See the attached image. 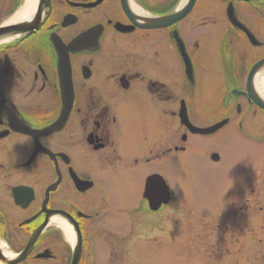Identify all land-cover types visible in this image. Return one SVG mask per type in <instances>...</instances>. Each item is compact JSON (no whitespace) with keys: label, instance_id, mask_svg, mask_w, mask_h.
Wrapping results in <instances>:
<instances>
[{"label":"flooded vegetation","instance_id":"flooded-vegetation-1","mask_svg":"<svg viewBox=\"0 0 264 264\" xmlns=\"http://www.w3.org/2000/svg\"><path fill=\"white\" fill-rule=\"evenodd\" d=\"M45 1L35 32L0 38V264H129L121 257L136 249L141 229L161 230L152 217L176 195L164 169L191 138L226 139L232 128L264 148V110L249 98L264 99V67L249 82L264 61V0H204L216 9L210 17L197 0L181 21L169 17L181 0ZM24 3L0 0V26ZM229 8L246 30L231 23ZM162 17L171 19L154 26ZM226 121L211 137L186 125ZM152 176L169 184L168 203L167 188L147 190ZM248 180L244 218L248 205L250 214L264 205Z\"/></svg>","mask_w":264,"mask_h":264},{"label":"rangeland","instance_id":"rangeland-1","mask_svg":"<svg viewBox=\"0 0 264 264\" xmlns=\"http://www.w3.org/2000/svg\"><path fill=\"white\" fill-rule=\"evenodd\" d=\"M200 5L208 16L212 10L216 11L204 0ZM201 15L199 12L198 16ZM212 27L217 32L221 27L220 19ZM230 131L233 135L226 139L191 138L187 152L166 166L164 175L176 195L161 215L152 217L156 226L161 225V230L146 236L141 229L139 237L130 243L136 249L130 256L121 257V261L129 264H264V205H260L261 213L253 214L248 205L246 218L238 206L246 174L249 189L264 192V148L236 136L235 129L230 128ZM134 149L135 156L144 152L138 139ZM213 151L218 152L219 160L211 159ZM115 195L113 202L120 203L122 195ZM217 199L223 202L214 206ZM159 218L164 221L159 222Z\"/></svg>","mask_w":264,"mask_h":264},{"label":"water","instance_id":"water-1","mask_svg":"<svg viewBox=\"0 0 264 264\" xmlns=\"http://www.w3.org/2000/svg\"><path fill=\"white\" fill-rule=\"evenodd\" d=\"M241 1L252 2V1H257V0H241ZM195 2H196V0H186L185 4L179 10V12L172 16L173 17L172 21H176V20L180 21L183 18H185L193 9ZM47 7H48V5L42 4L40 6V8L32 14L30 19L23 22V23H17V24L11 25V26L0 28V38L7 39L10 37L25 35V34H29V33L34 32L39 27V25L42 23V15L45 14V12H46L45 9ZM228 15H229V18H230V20L234 26H236L237 28L243 29V30L245 29L242 25L239 24V21L237 19V16H236L233 8H231V9L229 8ZM168 18L169 17L161 18L159 20L154 21L153 23H155L154 25L157 24L158 26H162L166 23V21H168ZM170 19L171 18H169V20ZM249 37L251 40L254 39L251 34L249 35ZM179 52L182 56V59L184 60V63L186 65L187 69H188V67L190 66V62H189V60H188V58L184 52V48H182L181 42H179ZM255 69H257V67ZM255 69L253 70V72L255 71ZM188 71H189V69H188ZM254 101L260 107L264 108V101H262L258 98H254Z\"/></svg>","mask_w":264,"mask_h":264},{"label":"bare ground","instance_id":"bare-ground-1","mask_svg":"<svg viewBox=\"0 0 264 264\" xmlns=\"http://www.w3.org/2000/svg\"><path fill=\"white\" fill-rule=\"evenodd\" d=\"M37 0H26L24 6L19 10V12L17 14H15L14 16H12L8 22V24H13V23H23L27 20L30 19V17L32 16L35 7H36V2ZM136 12H139V9L134 7ZM264 79L260 78L258 79V86L259 88H263V81Z\"/></svg>","mask_w":264,"mask_h":264}]
</instances>
